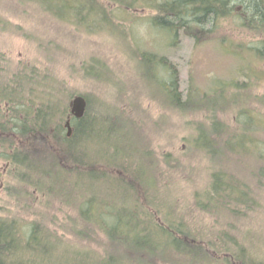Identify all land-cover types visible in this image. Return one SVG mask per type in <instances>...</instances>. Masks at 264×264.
Instances as JSON below:
<instances>
[{
    "label": "rangeland",
    "instance_id": "rangeland-1",
    "mask_svg": "<svg viewBox=\"0 0 264 264\" xmlns=\"http://www.w3.org/2000/svg\"><path fill=\"white\" fill-rule=\"evenodd\" d=\"M70 1V5L80 4L79 0ZM95 1L107 16L97 25L92 23L93 15L81 22L59 17L46 7L45 0H0V67L5 71L1 73L8 79L31 68L42 83L36 92L45 95L44 87L59 85L68 110L75 95L85 97L91 112L108 109V115L94 121L102 129L99 140L114 142L120 151L131 143L136 160L142 158L137 153L140 146L151 154L159 194L173 202L174 217L186 220L207 240L216 232H226L254 260L264 263V177L257 172L264 168V57L260 54L264 30H253L248 17H242L248 2L224 0L226 5L220 8L224 15L206 22L203 31L193 25L186 32L155 23L163 15L158 5L175 0ZM261 3L264 7V0ZM91 61L101 64L103 75L83 72V65ZM174 72L181 104L190 92H211L223 83L231 94L216 108L215 116L225 124L220 140H227L229 134L243 137L242 148L227 153L225 145L223 154H228L225 171L247 186L253 200L248 208L231 205L238 211L227 207L218 215L196 208L194 195L206 188L211 173L209 157L195 145L197 127L209 122V109L180 108L167 100L165 89H169ZM115 116L121 119L117 123ZM111 130L115 137L111 138ZM65 132L67 135L66 127ZM88 140L89 147L95 144L100 153L107 147L93 137ZM6 168V161L0 157V220L16 222L20 230H28L34 221L44 225L58 241L54 246L57 257L70 264L83 258L85 252L99 258L111 254L119 257V249L108 239L103 226L80 219L76 197L68 201L48 191L40 193L31 184L8 177ZM73 179L79 187L89 185L85 175L77 174ZM101 186L97 188L99 193L103 191ZM113 189L114 185L107 189L110 201H106L108 213L103 220L119 205L113 199ZM112 220L113 216L107 222ZM207 251L208 255L198 261L166 256L151 262L224 264L222 258V262L217 261L215 254Z\"/></svg>",
    "mask_w": 264,
    "mask_h": 264
},
{
    "label": "trees",
    "instance_id": "trees-1",
    "mask_svg": "<svg viewBox=\"0 0 264 264\" xmlns=\"http://www.w3.org/2000/svg\"><path fill=\"white\" fill-rule=\"evenodd\" d=\"M70 2L45 0L46 7L59 17H72L76 22H81L93 15L92 23L96 25L107 19L95 0H79L80 4L71 5ZM246 2L248 9L245 18L248 17L249 26L258 32L264 30L257 27L264 24L261 0ZM224 5V0L160 3L157 9L163 15L156 18L155 23L164 29L179 27L186 32H190L195 25L203 31L206 22L225 14L220 9ZM97 18L101 19L97 21ZM260 52L264 57V46ZM83 66L86 75L98 77L105 71L100 63L93 61ZM1 72L5 71L0 67V157L7 163L6 175L19 183L31 184L33 190L40 193L48 191L68 201L76 197L80 203V219L88 224L103 226L108 239L119 249V257L111 254L99 258L85 252L83 258L77 259L74 264H152L153 258L165 259L166 256H180L187 260L193 257L198 261L208 255L207 250L215 254L217 261L222 258L224 264H264L254 260L251 253L242 249L226 232H216L213 239L207 240L203 234L193 231L185 223L186 220L174 217L171 211L173 202L162 199L159 194L161 188L155 177L156 168L151 154L140 146L137 153L142 154V158L136 160L131 143L127 149L120 151V146L114 142L99 140L102 129L97 128L94 121L108 115V109L91 112L87 101L83 117H71L72 133L67 136L64 123L70 109L59 85L44 87L47 93L41 95L35 90L36 87L40 88L41 80L38 82L40 78L34 75L31 68L16 72L8 79ZM168 88L165 95L174 106H203L209 109V122L197 127L195 145L209 157L211 173L206 188L194 195L196 208L216 215L227 207L233 212L238 211L237 207L231 205L240 204L248 208L253 200L249 197L246 184L224 168L227 153L238 149V146L243 147V137L229 134L227 140L219 138L220 133L225 132V124L216 119V108L231 97L224 83L214 87L211 92H190L182 104L175 72ZM65 96L69 97L68 94ZM119 120L115 116L116 123ZM124 121L127 122V119ZM245 127L250 129L251 126L246 124ZM110 134L111 138L116 136L112 130ZM89 137L106 144L105 150L100 153L95 144L90 148ZM225 145L227 153L224 157ZM261 155L264 159V153ZM257 172L264 177L263 167ZM77 174L85 175L89 185L79 187L77 181L71 180ZM59 178H62L60 183ZM99 185H102L101 193L97 190ZM110 185L115 187L113 199L119 205L115 207V213L103 220L104 213H108L105 207L106 201H110L107 192ZM111 216L113 220L107 222ZM57 244L52 232L36 221L28 230L23 227L20 230L18 223L0 220V264H70L68 260L57 257L54 252Z\"/></svg>",
    "mask_w": 264,
    "mask_h": 264
},
{
    "label": "water",
    "instance_id": "water-1",
    "mask_svg": "<svg viewBox=\"0 0 264 264\" xmlns=\"http://www.w3.org/2000/svg\"><path fill=\"white\" fill-rule=\"evenodd\" d=\"M87 107V101L83 95H75L70 102V114L66 119L64 126L67 129V136L72 133L71 117L79 119L83 117Z\"/></svg>",
    "mask_w": 264,
    "mask_h": 264
},
{
    "label": "flooded vegetation",
    "instance_id": "flooded-vegetation-1",
    "mask_svg": "<svg viewBox=\"0 0 264 264\" xmlns=\"http://www.w3.org/2000/svg\"><path fill=\"white\" fill-rule=\"evenodd\" d=\"M245 15H243L242 17H244ZM257 27H259V28H264V25H259V26H257Z\"/></svg>",
    "mask_w": 264,
    "mask_h": 264
}]
</instances>
